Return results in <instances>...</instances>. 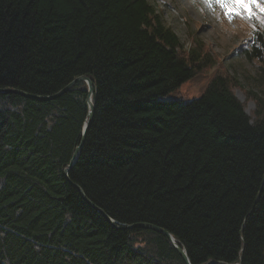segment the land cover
Masks as SVG:
<instances>
[{"label":"trees","instance_id":"1","mask_svg":"<svg viewBox=\"0 0 264 264\" xmlns=\"http://www.w3.org/2000/svg\"><path fill=\"white\" fill-rule=\"evenodd\" d=\"M234 20L251 30L240 49L258 90L200 37L185 47L150 0H0V87L49 95L90 76L95 117L71 179L117 222L170 231L193 264H264V28ZM204 73L200 97H175ZM86 97L84 81L50 100L0 93V264H186L66 178Z\"/></svg>","mask_w":264,"mask_h":264},{"label":"rangeland","instance_id":"2","mask_svg":"<svg viewBox=\"0 0 264 264\" xmlns=\"http://www.w3.org/2000/svg\"><path fill=\"white\" fill-rule=\"evenodd\" d=\"M161 13L164 22L180 37L185 47L192 44V35L198 36L210 43L224 62L228 71L236 75L246 88L260 89L257 79L256 61H249L241 52L240 46L251 37V30L242 25V21L231 22L218 6L210 9L203 0H150ZM210 73H204L197 78L184 81L175 95L184 100L201 96L206 88ZM237 96L246 103V111L251 114L256 109V103L248 99L241 88H236ZM169 94L168 97H171Z\"/></svg>","mask_w":264,"mask_h":264},{"label":"water","instance_id":"3","mask_svg":"<svg viewBox=\"0 0 264 264\" xmlns=\"http://www.w3.org/2000/svg\"><path fill=\"white\" fill-rule=\"evenodd\" d=\"M79 81H84L87 84V97H86V102H85L87 112H86V119L84 121L82 131L80 134V141L78 142L77 146L75 147V149L73 151V154H72V157H71L69 164L64 169V174H65L66 178L69 180V182L72 185H74L78 189V191L82 195L83 199L91 207H93L101 215H103L114 227L120 228V229H131V228L140 227V228L153 229V230H156L160 233H163L168 237V239L172 243L173 247L178 251L180 256L184 259L185 263L186 264H193L191 262L189 256H188V252H187L185 246L181 245L176 240V238L173 236V234L170 231L166 230L165 228H163L161 226L153 224L151 222H136V223H131V224H121V223L117 222L104 209H102L94 201H92L87 196V194L85 193V191L82 189V187L79 184L75 183L71 179L69 173H70L71 169L73 168L76 160L78 159V156L80 155L82 148L84 147V145L86 143L89 128L92 125L94 117H95L96 106H95V101H94L93 97H94V94L96 93V87H95L94 80L90 76H88L86 74L77 76L76 78H74L73 80L68 82L65 86H63L61 89H59L58 91H56L52 94H49V95L34 94V93H31V92H28V91H25V90H22L19 88H12V87H0V93H17V94L23 95L25 97L33 98V99H37V100H50V99L57 98V97L65 94L68 90H70ZM235 264H241V260H240V262L235 263Z\"/></svg>","mask_w":264,"mask_h":264},{"label":"snow or ice","instance_id":"4","mask_svg":"<svg viewBox=\"0 0 264 264\" xmlns=\"http://www.w3.org/2000/svg\"><path fill=\"white\" fill-rule=\"evenodd\" d=\"M210 9L219 6L231 22L237 16L252 21L253 31L258 23L264 28V0H203Z\"/></svg>","mask_w":264,"mask_h":264},{"label":"bare ground","instance_id":"5","mask_svg":"<svg viewBox=\"0 0 264 264\" xmlns=\"http://www.w3.org/2000/svg\"><path fill=\"white\" fill-rule=\"evenodd\" d=\"M79 141H80V139H79ZM146 229V228H145ZM148 229V228H147ZM234 264V263H233Z\"/></svg>","mask_w":264,"mask_h":264}]
</instances>
